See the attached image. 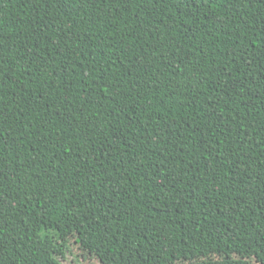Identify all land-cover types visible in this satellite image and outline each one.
Returning <instances> with one entry per match:
<instances>
[{
    "label": "trees",
    "instance_id": "1",
    "mask_svg": "<svg viewBox=\"0 0 264 264\" xmlns=\"http://www.w3.org/2000/svg\"><path fill=\"white\" fill-rule=\"evenodd\" d=\"M100 230L264 264V0H0V264Z\"/></svg>",
    "mask_w": 264,
    "mask_h": 264
},
{
    "label": "rangeland",
    "instance_id": "2",
    "mask_svg": "<svg viewBox=\"0 0 264 264\" xmlns=\"http://www.w3.org/2000/svg\"><path fill=\"white\" fill-rule=\"evenodd\" d=\"M51 260L54 264H142L107 230H100L80 240L72 238L65 257Z\"/></svg>",
    "mask_w": 264,
    "mask_h": 264
}]
</instances>
